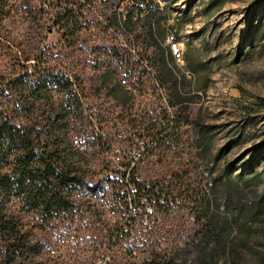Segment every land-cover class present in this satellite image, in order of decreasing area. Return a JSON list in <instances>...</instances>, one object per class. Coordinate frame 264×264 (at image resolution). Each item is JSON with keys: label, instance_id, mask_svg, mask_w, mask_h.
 Here are the masks:
<instances>
[{"label": "rangeland", "instance_id": "obj_1", "mask_svg": "<svg viewBox=\"0 0 264 264\" xmlns=\"http://www.w3.org/2000/svg\"><path fill=\"white\" fill-rule=\"evenodd\" d=\"M104 1L112 15L117 0ZM74 2L77 0H0V75H8L16 61L48 46L83 75L90 105L101 113L95 121L102 119L103 135L112 148L109 153L103 149L95 165L109 172L102 170L89 179L96 186L100 179L110 177L111 181L103 186L104 204L111 185H121L127 174L116 168L125 156L120 151L135 140L134 134L152 130L148 126L151 118L165 114L158 89L161 86L183 127L164 139L156 151L139 159L134 179L148 187L159 183L183 190L190 186L199 198L211 197L212 209L219 203V210L231 226L225 233L226 249L215 241L206 244L205 240H198L202 236L194 235L202 234L207 222L202 218V207L195 202L187 204L184 198L178 206L158 213L156 220L151 218L145 227L139 223L132 231L125 230L129 236L112 249L117 250L122 242L134 238H147V230L154 223L172 230L176 229L171 228L174 222H179L183 239L163 251L176 257L178 263L209 264L204 252L215 249L216 264H264V210L242 230L232 216L248 206L254 211L264 192V107L260 104L264 98V0H147L144 12H133L137 23L134 28L117 30L106 21L98 28L75 34L74 43L69 46L60 25L51 23L50 16L41 18V7L62 9ZM131 5L130 1L119 5L122 21ZM151 13H159L162 18L163 35L156 29L149 37L144 23L145 16ZM170 35H175L184 50L179 61L172 55ZM93 41L104 45L101 55L91 53ZM85 49L89 51L86 55ZM83 54L86 60L90 59L89 64L79 62ZM140 64L149 65L151 71L142 75L145 82L138 86L136 77L140 74L125 73L128 68L139 69ZM227 167L232 168V175L228 180L221 179ZM255 172L262 173L261 183L246 186L236 177L237 173ZM215 185H219L216 197L212 193ZM100 223L92 227L82 219L73 226L76 232L70 237L61 236V243L56 246L47 244V234L32 232L29 224L35 242L40 240L31 264H82L91 253L90 243L82 240L84 236L89 237L94 231L99 235L114 233L120 226L119 219L109 217L107 211ZM53 237L58 239L60 235ZM197 240L199 247L190 244ZM148 242L136 243L133 252L124 248L127 258L138 262L149 258L153 251ZM103 263L104 252L100 251L97 264Z\"/></svg>", "mask_w": 264, "mask_h": 264}, {"label": "trees", "instance_id": "obj_2", "mask_svg": "<svg viewBox=\"0 0 264 264\" xmlns=\"http://www.w3.org/2000/svg\"><path fill=\"white\" fill-rule=\"evenodd\" d=\"M125 1L133 5L122 21L124 16L118 9ZM104 4H107L104 0H77L62 9L52 5L41 7V18L50 16L51 23L60 25L65 42L71 46L75 34L91 27L98 28L106 21H110L111 27L117 30L134 28L137 24L133 20L134 10L142 13L148 3L147 0H117L112 15ZM143 4L146 5L143 7ZM158 15L151 13L145 16L144 25L149 37L156 29L163 35L162 18ZM129 44L134 43L129 41ZM90 48L95 55H101L105 50L99 41H93ZM87 53L89 51L85 49L84 54ZM84 54L79 62L86 65L90 59L86 60ZM260 104L264 107V98ZM100 115V111L90 105L83 75L75 72L71 63L63 60L53 47L35 50L16 61L8 75H0V264H31L32 255L36 254L40 243L39 239L35 242L34 231L50 236L47 244L56 246L61 243V236L70 237L72 232H76L73 226L82 219L92 227L101 224L106 212L103 186L111 180L110 177L102 178L96 186L89 180L105 170L95 167L102 156L103 146L109 142L102 134V119L98 123L95 121L101 118ZM105 171L109 172L108 169ZM231 171L232 168H225L224 176L220 178L228 180ZM236 177L246 186L263 181L261 172L237 173ZM131 182L139 189L140 195L156 204L160 214L178 206L179 200L184 198L187 204L195 202L201 206L207 226L202 234L196 232L194 237L202 236L198 240L203 239L206 244L215 241L227 248L226 234L231 227L230 221L223 217L219 203L212 209L210 196L199 198L190 186L183 190L159 183L148 187L136 181L134 176ZM218 186L212 189L214 197ZM228 190L231 199V189ZM260 201L254 211L248 206L238 214H232L239 229L245 228L258 217L261 209L264 210V192ZM200 219L198 217L197 221ZM29 224L32 232L28 230ZM154 224L156 228L152 226L147 230V238L122 242L117 250H113V246L129 236L123 228L117 227L114 233L99 235L94 231L89 237L84 236L82 240L85 244L90 243L91 253L89 251L90 255L82 264H97L100 251L104 252L103 264H181L173 255L163 253L183 239L180 223L174 222L175 226L171 228L176 229L172 230ZM248 232L246 230L245 235ZM57 233L60 237L55 239L53 235ZM198 240L190 244L199 247ZM147 241H150L148 245L153 251L149 258L141 262L127 258L126 252H133L136 243L145 244ZM213 250L204 252L208 256L205 262L209 264L217 262Z\"/></svg>", "mask_w": 264, "mask_h": 264}, {"label": "built area", "instance_id": "obj_3", "mask_svg": "<svg viewBox=\"0 0 264 264\" xmlns=\"http://www.w3.org/2000/svg\"><path fill=\"white\" fill-rule=\"evenodd\" d=\"M169 42L172 44V49L175 52V61L178 59V49H183L178 41H175V35L169 36ZM119 53V51H118ZM125 73L127 76L140 74L136 77L138 86L145 80L142 75L151 71L149 65L142 66L140 64L139 69H127ZM127 82L126 79H124ZM141 82V83H139ZM161 99L164 104V115L159 117H153L149 120V127L152 130L147 133H140L139 135H133L135 140H130L131 144L127 149H122L120 152L125 154L122 161L117 165V169L127 171L124 175V181L121 185L113 183L110 191L105 196L106 211L109 217L118 218L120 221V228L132 231L140 223L142 227L149 224V220L158 216V209L156 204L151 202L148 198L140 195L139 189L131 182L135 171L140 167L139 159H141L147 153L156 151L161 145L164 139L174 136L178 130L183 127V123L179 121L178 117L173 113V104L166 96L164 89L158 85ZM103 134V133H102ZM122 136V135H120ZM103 149L109 153L110 143L108 142L103 146ZM140 220V221H139Z\"/></svg>", "mask_w": 264, "mask_h": 264}, {"label": "bare ground", "instance_id": "obj_4", "mask_svg": "<svg viewBox=\"0 0 264 264\" xmlns=\"http://www.w3.org/2000/svg\"><path fill=\"white\" fill-rule=\"evenodd\" d=\"M175 41H177L176 40V37H175ZM180 44V43H179ZM171 50H172V55H173V57L175 58V52H174V50L172 49V46H171ZM183 57H184V50L183 49H178V59H183Z\"/></svg>", "mask_w": 264, "mask_h": 264}]
</instances>
